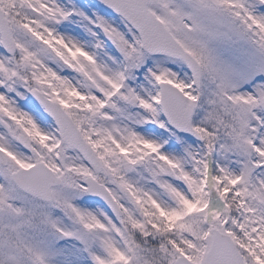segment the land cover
I'll return each instance as SVG.
<instances>
[{
  "label": "snow or ice",
  "instance_id": "6c2138e0",
  "mask_svg": "<svg viewBox=\"0 0 264 264\" xmlns=\"http://www.w3.org/2000/svg\"><path fill=\"white\" fill-rule=\"evenodd\" d=\"M0 264H264V0H0Z\"/></svg>",
  "mask_w": 264,
  "mask_h": 264
}]
</instances>
